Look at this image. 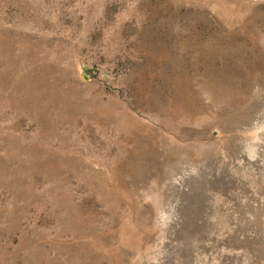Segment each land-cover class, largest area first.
<instances>
[{
    "label": "rangeland",
    "instance_id": "1",
    "mask_svg": "<svg viewBox=\"0 0 264 264\" xmlns=\"http://www.w3.org/2000/svg\"><path fill=\"white\" fill-rule=\"evenodd\" d=\"M0 264H264V0H0Z\"/></svg>",
    "mask_w": 264,
    "mask_h": 264
}]
</instances>
